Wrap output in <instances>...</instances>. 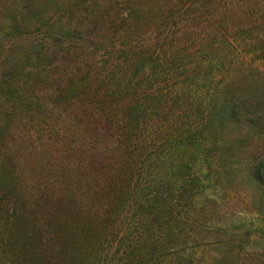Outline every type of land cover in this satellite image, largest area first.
Masks as SVG:
<instances>
[{"label":"rangeland","instance_id":"374dc122","mask_svg":"<svg viewBox=\"0 0 264 264\" xmlns=\"http://www.w3.org/2000/svg\"><path fill=\"white\" fill-rule=\"evenodd\" d=\"M255 85L264 0H0V264H264V134L205 129ZM122 165L130 188L92 192ZM53 197L63 238L39 232Z\"/></svg>","mask_w":264,"mask_h":264},{"label":"trees","instance_id":"16d2710c","mask_svg":"<svg viewBox=\"0 0 264 264\" xmlns=\"http://www.w3.org/2000/svg\"><path fill=\"white\" fill-rule=\"evenodd\" d=\"M14 1H15V4L18 5L23 0H14ZM12 2L7 8H5V11H4L5 19L6 20L8 19L9 21L15 22V23H17L18 21L21 22L22 20L21 18L28 19L27 16H26L27 18L24 17V13L21 7H20V11H18V9H16L15 7L12 9V11L10 10L12 6ZM25 7H28V5H25L24 8ZM124 17H126V15ZM59 29H55V35L52 36L54 43L58 42L60 44H63L66 41V39H69L71 35L75 33L72 31L73 30L72 28L68 30H65V29L63 30V28H61L60 30ZM77 31H78V28H77ZM76 36L78 37L77 33H76ZM76 36L74 35L70 39H72L73 41V39L77 38ZM35 53H36L35 57L37 59H41L43 57L41 54L42 52H35ZM12 57H11L10 66H9L10 73L6 74V77L10 76V74L15 75L17 72V70L15 69L17 61ZM13 69H15V71L11 72ZM128 88L129 86L126 87V91L128 90ZM101 100L102 98H98L96 102L99 103ZM116 105H121V104H116ZM129 106L131 107L132 110L135 109V107H132L133 106L132 103H130ZM124 111H126V106L124 107ZM212 111L207 115L208 119H207V125L205 126L206 130L209 129V126L213 129L221 128V130H224L226 129V127H229L232 124L240 123V125L244 124V127H246L248 130H257L256 132L259 135L260 133L264 134V91H262V89L260 90L258 86L256 85L250 86L249 89H245V87L239 86L238 91L234 92L230 96V98H228L227 101L221 104L220 102L217 103V105L214 106ZM103 115H106V114H102V116ZM108 118L109 120L111 119V117H108ZM133 120H134L133 114L131 113V115L128 116L127 112L125 114V117L122 116L120 120H117L119 121L118 122L119 125L118 123H115V124H117L118 129L120 130V133L118 134V136L120 135L124 136V131L126 130V127H127L126 121H129V122L132 121V123L135 124L136 120L134 121ZM112 122L113 121H110L109 123L108 122L105 123L102 120V122H96V124L103 126L104 128L105 127L107 128V126L110 127L112 125ZM115 124L113 123V125ZM125 168L126 167L122 165V167L114 168L111 171H109L108 174H106L105 167H104V169L101 171L102 173L100 172L101 175L98 177L100 180V184L99 185L96 184V186H94V191L92 190V192L97 195V190H100L101 195L103 197V194L105 193L104 187H108V186H110L112 189L114 188V189H117L118 191H122L123 190L122 185H125L126 187L128 186V181L126 180L125 177H122V169H125ZM250 174H251V177H253L256 181H258V186L260 187L264 186V163L261 162L256 165H253L252 169H250ZM93 176L95 175L93 174ZM119 176L122 177V179H120ZM128 187L130 188L131 185H129ZM57 197H60V195ZM57 197L52 198V204H49L50 208H48V212L46 213L44 219L42 220L40 224L41 227H39V232L44 230V233L46 235L48 233H50L51 235L53 233L57 234V230L61 229V233H62L61 238H63V233H64L63 230L67 229L68 224L74 225L75 220H73V218H75L77 215L73 211H70L69 209L60 211L62 200L59 199L58 206H57L56 204ZM107 197L110 198L108 194H107ZM66 200H69V199L67 198ZM153 200L154 199L147 198V197L145 199V202L149 205L152 212L153 210H155V208L161 206L159 201L157 200L153 201ZM63 204H66V202H64ZM57 208H59V210H56ZM95 212L96 211H88L87 217L91 219H95ZM35 249H36L35 254L37 255H45L47 253L46 248L44 246L43 247L41 246L40 250L39 248H36V247ZM220 261H222V259H220Z\"/></svg>","mask_w":264,"mask_h":264}]
</instances>
